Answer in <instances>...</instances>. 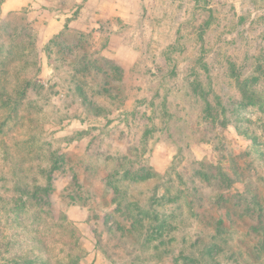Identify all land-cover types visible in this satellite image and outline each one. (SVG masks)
Returning <instances> with one entry per match:
<instances>
[{
	"label": "rangeland",
	"instance_id": "obj_1",
	"mask_svg": "<svg viewBox=\"0 0 264 264\" xmlns=\"http://www.w3.org/2000/svg\"><path fill=\"white\" fill-rule=\"evenodd\" d=\"M56 5L0 9V264H264V0Z\"/></svg>",
	"mask_w": 264,
	"mask_h": 264
},
{
	"label": "crops",
	"instance_id": "obj_2",
	"mask_svg": "<svg viewBox=\"0 0 264 264\" xmlns=\"http://www.w3.org/2000/svg\"><path fill=\"white\" fill-rule=\"evenodd\" d=\"M61 0H1L0 9L4 16L20 14L25 16L33 29L34 41L40 48L45 47L53 36L65 30L66 18L71 8L57 6ZM83 4V0H74Z\"/></svg>",
	"mask_w": 264,
	"mask_h": 264
},
{
	"label": "trees",
	"instance_id": "obj_3",
	"mask_svg": "<svg viewBox=\"0 0 264 264\" xmlns=\"http://www.w3.org/2000/svg\"><path fill=\"white\" fill-rule=\"evenodd\" d=\"M50 42H51V40L49 41V43ZM249 91H247L248 95L246 97H244V99L248 102V104L255 105L256 103H258L259 105H264V96H259L255 93L249 92ZM204 102L206 103L207 107L209 108L210 106L208 105L207 100L205 98H204ZM89 106L91 108H94L91 104ZM17 193H20L21 195L26 196L27 198H15L14 202H15L16 207L25 208L27 203L30 201L35 206H38V207L43 206V207H46L47 209H49L50 208L49 204H50V200H51L50 196L52 194V182L50 180V176L47 177V181H46L45 185H38V186H35L31 189H29L27 186L24 188L17 187ZM110 204L116 205V208L114 210L115 213L122 214V212H124V206L122 205L121 202L117 201L116 199H113L110 202ZM132 226H133V224H131L129 226V228L131 229ZM121 229L122 228H120V230Z\"/></svg>",
	"mask_w": 264,
	"mask_h": 264
}]
</instances>
